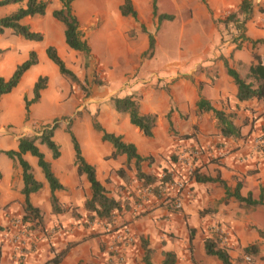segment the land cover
<instances>
[{
	"label": "crops",
	"instance_id": "1",
	"mask_svg": "<svg viewBox=\"0 0 264 264\" xmlns=\"http://www.w3.org/2000/svg\"><path fill=\"white\" fill-rule=\"evenodd\" d=\"M48 1L43 17H27L21 21L31 31L43 35L41 42L22 41V45L27 46L23 52V46L21 50L9 49L8 45L0 48V77L6 80L17 65L28 59L30 52H35L38 60L23 74L11 93L0 97V264H45L60 252L65 253L58 264H108L102 247L112 232L105 233L109 232L104 228L106 220L97 222L94 231H77L52 241H40L37 251L29 253L23 260L15 259L4 242L5 230L12 219L23 216L26 201L22 193V169L2 152L17 151L21 138L40 136L44 128L52 127L57 119L72 114L75 118L68 119L69 129L80 145L82 156L95 168L97 181L113 199L129 200L131 196L141 194L144 188L136 178V161H128L125 155L112 157L115 150L93 128V116L105 132L133 145L142 160L140 171L157 178L170 171L179 175L181 169L176 164V154L183 148L199 147L207 151L220 143L225 146L220 159L208 161L204 157L200 161L197 170L204 180L189 178L184 172L178 176L186 183L180 192V210L152 200L147 211L138 214L131 208L120 218L117 216L119 224L127 223L135 236V243L126 252V264H145L144 246L151 251V264H162L163 254L169 251L180 257L178 251L185 247L187 253L185 251L182 259L177 258L176 264H222L217 258L207 256L204 250V242L214 236L216 226H223L229 232L227 251L233 264H246L238 262L237 258L252 246L257 247V253L250 254L257 258L254 264H264V154L254 152L251 143L255 137L264 136V100L238 101L237 86L224 66L226 61L242 80L256 87V77L251 75L250 67L256 64L253 54L260 56L264 66V12L259 9H264V0H246L251 2V12L247 18L240 16L243 22L237 29L238 39L220 47L222 60L214 64L213 83L209 74L204 73L197 78L200 82L176 81L169 94L151 87L154 80H151L146 63H141L148 49V34H151L146 24L154 17L153 0H130L137 12V21L121 15L119 8L125 0H74L73 13L91 48L92 63L89 65L98 64L106 76L107 85L97 88L90 96H69L68 79L61 76L46 55V49L54 47L71 71H75L73 65L79 68L82 63L81 53L71 50L65 43L64 26L52 17V12L60 9L61 3ZM243 1L206 0L203 5L211 14L208 16L215 19L238 11ZM104 2L105 8L101 7ZM22 6L0 7V18ZM138 22L146 33L140 30L135 43L127 35L136 29ZM90 37H94L93 43ZM39 77L47 78V86L40 92L39 101L30 106L27 118L24 97L32 99L33 86ZM112 97H132L138 102L141 115H156L152 136H145L131 124L128 114L117 112L110 101ZM200 98L230 116L240 135L223 137L213 113L197 109ZM58 132L67 134L70 140L65 126H58L53 134L55 142ZM186 136L188 139H183ZM36 145L62 189L52 193L37 158L26 153L23 159L31 167L35 180L42 185L38 192L29 196V203L42 214L47 231L57 225H74L77 215L85 217L88 213L84 206L92 198L91 185L85 174L78 173L74 151L65 158L57 144L60 156L53 159L45 145L39 142ZM119 170L123 171L122 175ZM238 185L242 197L251 195L253 200H258L262 194L263 205L245 206L238 202L232 195ZM52 195L63 208L62 212H52Z\"/></svg>",
	"mask_w": 264,
	"mask_h": 264
},
{
	"label": "trees",
	"instance_id": "2",
	"mask_svg": "<svg viewBox=\"0 0 264 264\" xmlns=\"http://www.w3.org/2000/svg\"><path fill=\"white\" fill-rule=\"evenodd\" d=\"M61 3V7L58 10L52 12V17L60 22L64 26V37L66 45L73 51L81 53L83 57L88 61L91 58V48L88 44L87 39L84 34L79 29V22L75 14L73 13L72 3L74 0H58ZM202 3L206 5V0H201ZM48 0H0V7L7 5H23L18 8L15 12L0 18V35H3L5 31H11L14 36L20 37L27 41L41 42L43 40V35L41 33L33 32L26 25L21 24V21L24 18H36L43 17L46 14L47 8L49 6ZM251 2L244 0L238 11L229 13L225 18L220 19L219 23L223 25L234 24L237 29L241 28L240 16L244 15L246 18L251 12ZM120 13L123 17H132L137 21V12L132 6L130 0H125L123 5L119 8ZM153 16L157 20V29L164 21H171L173 19L172 15L168 14H158V8L156 5V0H153ZM243 21V19H242ZM240 25V26H239ZM141 30L146 33V29L142 26ZM155 48V39L152 34H148V49L144 53L151 56ZM2 53V51H0ZM46 55L48 59L57 66L59 73L64 78L76 83L80 86L82 90L84 89V84H86L87 78L84 77L81 81L73 71L67 68L63 60L59 57L56 49L52 46L46 49ZM256 64L250 67V73L252 76L256 77V87L252 84H247L240 76L231 69L226 61L224 66L227 70L228 76H230L235 85L237 86V99L238 101H246L252 98L258 100H264V66L261 62L260 56L253 54ZM38 63L37 55L35 52H30L29 57L26 61L17 65L14 72L12 73L9 79H4L0 77V97L11 93V91L18 85L21 77L25 72L30 68L35 66ZM84 68H88V62L84 64ZM100 85V82L97 80ZM47 86V78L39 77L33 86V97L28 100L24 97L25 111L28 118L29 109L32 104H35L40 99V92L45 89ZM110 101L113 104L114 109L119 113L128 114L131 124L137 127L145 136L151 137L152 130L155 127L157 116L156 115H141L139 113V105L136 100L132 97H112ZM197 109L202 112H211L214 117L217 119L219 126V131L223 137H238L240 135V130L234 125L230 116H227L223 111L217 110L211 106V104L200 98L197 102ZM93 128L95 131L102 134V140L110 143L114 148V153L112 157L115 158L118 155H125L127 160L130 161L134 159L136 161L137 174L136 178L141 183L142 187H148L151 185H156L167 181L170 177V174L167 172L166 179L160 180V178L153 175H147L140 171L139 164L141 163V158L137 155L136 149L133 145L125 144L121 137L115 136L105 132L101 126L96 121V116H93ZM57 128V125L54 124L52 127L47 126L42 131L40 136H26L19 140L18 150L17 151H5L2 152L7 158L17 163L22 169V178L24 183L23 195L25 196L26 206L23 214V221L33 224V228H39L40 231H45V225L43 223L42 214L38 209L33 208L29 203V196L33 193L38 192L42 185L35 180L31 167L23 159V155L26 153L31 154L33 157L37 158L38 167L42 170V173L49 184L50 190L53 193L55 190H61L62 186L59 184L58 180L53 175L49 163L44 159V155L39 151L36 143L39 142L41 145H45L51 152L53 159H57L60 156L59 146L53 139L54 130ZM67 133L70 136V141L73 147L75 155V165L77 166V171L79 174H85L87 180L89 181L92 189V198L85 203V210L88 212L85 217H80L77 215V222L81 223L86 227V222L96 224L97 222L106 220L109 224L111 230L105 232L106 234L111 233L112 231L117 230L121 225L127 223L119 224L118 218H120L125 211H129L133 204L136 202L137 197H130L129 200L125 199H113L106 195L104 188L97 181L95 176V168L92 165H89L81 153L80 145L70 131L67 129ZM183 139H188V136ZM119 174H123L122 170H119ZM191 178H195L197 181L204 180L198 170H195L191 174ZM240 185L236 187L234 193L232 194L234 198L244 204L245 206H257L263 205V195L259 196L258 200H253L251 195L247 197H242L239 193ZM230 193L227 190V195ZM52 212L57 214L63 211L58 204L57 199L52 195ZM132 203V204H131ZM139 214V213H138ZM73 215H76L73 213ZM116 215V221L112 220V216ZM118 216V218H117ZM87 237V236H85ZM144 246V245H143ZM145 247V264H151L150 262V250ZM257 247L252 246L245 250L247 254H256ZM103 250V247H102ZM205 254L210 257L217 258L222 264H233L230 260L228 251L226 247H222L219 244L218 238L212 236L207 238L204 242ZM65 252L56 253L53 257L48 260L45 264H58ZM164 259L162 264H176L177 257L176 254L169 251L163 254Z\"/></svg>",
	"mask_w": 264,
	"mask_h": 264
},
{
	"label": "rangeland",
	"instance_id": "3",
	"mask_svg": "<svg viewBox=\"0 0 264 264\" xmlns=\"http://www.w3.org/2000/svg\"><path fill=\"white\" fill-rule=\"evenodd\" d=\"M203 4L201 0H156L158 14L172 15L173 19L164 21L158 29L154 17H150L146 24L154 36L155 48L151 56L143 54L141 63H146V69L151 74V80H154L151 87L155 90H164L169 94L176 81L186 79L200 82L197 78L204 73L209 74V80L214 82L216 76L213 69L214 64L222 60L219 54L220 47L224 43H232L238 39L239 31L234 24L223 25L219 23V20L225 18L228 13L220 18L213 19L212 16L210 18L209 12ZM105 6L106 3L104 2L101 7L105 8ZM97 7L100 6L97 4ZM259 9L264 12L263 8ZM240 21L243 22L242 19ZM140 30L141 27L138 22L136 29L127 35L130 41L138 42L137 33H141L142 30ZM22 41L25 40L14 36L11 31H6L0 36V48H5L8 45L9 49L12 47L21 50L23 46V52L27 46L22 45ZM90 42H94V37H90ZM95 44L92 45L95 47ZM79 56L82 58L81 66L78 68L77 65H73L72 67L75 68L73 72L76 76H80L81 81L86 76L85 91L78 84L67 80L69 82V96H90L97 88L107 85L106 76L103 75L101 67L97 66L98 64L93 63L94 67L89 65V62L92 63L91 58L87 61L82 54ZM86 62H88L87 69L84 68ZM74 118L75 114H72L57 119L54 124L57 127L65 126L68 129L71 126L68 124L69 120ZM56 143L60 145L65 158L69 152L73 151L71 141L65 133L58 132L56 134ZM186 250L188 251L186 247L180 248L178 251L180 257H177V254L176 257L182 259ZM253 257L241 252L237 260L240 263L254 264L257 258ZM246 258H250V261H247Z\"/></svg>",
	"mask_w": 264,
	"mask_h": 264
},
{
	"label": "built area",
	"instance_id": "4",
	"mask_svg": "<svg viewBox=\"0 0 264 264\" xmlns=\"http://www.w3.org/2000/svg\"><path fill=\"white\" fill-rule=\"evenodd\" d=\"M253 151L259 154H264V136L260 135L253 139ZM225 146L223 143L217 144L213 149L204 151L199 147L183 148L176 154V164L181 169L179 175H188L197 170L200 166L202 158L207 160H218L224 154ZM242 161V159H240ZM170 177L167 181L156 185L145 187L141 194L136 198L133 204V211L136 213L147 211L151 201L155 200L162 204H171L175 210L182 208L180 192L185 189L186 183L179 175L168 172ZM167 172L160 174V180L166 179ZM173 193V194H171ZM116 215H113L112 220L116 221ZM96 224L86 222V227L77 222L71 226H54L51 230L40 231L39 228H33V224L23 221V216L14 218L10 222L9 228L5 230L4 242L9 248V252L17 260H23L29 253L37 251L40 241H52L65 235H72L77 231H94ZM106 231L110 230L109 224L106 221L104 227ZM213 235L218 238L219 244L222 247H227L230 236L228 230L223 226H216L213 229ZM135 243V236L128 225H121L117 230L112 231V236L106 242L103 248V254L106 256L108 264H126L128 258L126 252ZM250 261V258H246Z\"/></svg>",
	"mask_w": 264,
	"mask_h": 264
}]
</instances>
